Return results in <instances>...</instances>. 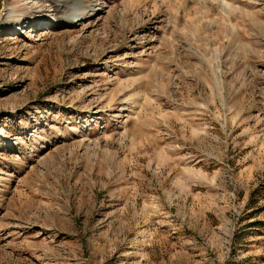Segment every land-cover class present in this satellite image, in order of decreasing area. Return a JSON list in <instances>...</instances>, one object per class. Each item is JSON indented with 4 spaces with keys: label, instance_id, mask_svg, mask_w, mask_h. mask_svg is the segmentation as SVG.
<instances>
[{
    "label": "rangeland",
    "instance_id": "374dc122",
    "mask_svg": "<svg viewBox=\"0 0 264 264\" xmlns=\"http://www.w3.org/2000/svg\"><path fill=\"white\" fill-rule=\"evenodd\" d=\"M0 264H264V0H0Z\"/></svg>",
    "mask_w": 264,
    "mask_h": 264
}]
</instances>
